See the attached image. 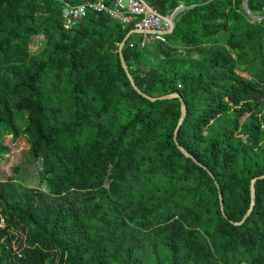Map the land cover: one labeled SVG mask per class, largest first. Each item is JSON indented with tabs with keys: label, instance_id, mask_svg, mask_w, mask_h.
<instances>
[{
	"label": "trees",
	"instance_id": "1",
	"mask_svg": "<svg viewBox=\"0 0 264 264\" xmlns=\"http://www.w3.org/2000/svg\"><path fill=\"white\" fill-rule=\"evenodd\" d=\"M145 1L188 7L159 54L123 49L143 93L185 101L176 139L181 100L122 66L133 26L66 30L59 0H0V161L3 132L24 134L40 183L0 176V264H264V0Z\"/></svg>",
	"mask_w": 264,
	"mask_h": 264
},
{
	"label": "built area",
	"instance_id": "2",
	"mask_svg": "<svg viewBox=\"0 0 264 264\" xmlns=\"http://www.w3.org/2000/svg\"><path fill=\"white\" fill-rule=\"evenodd\" d=\"M59 1L62 2V16L66 30L74 28L90 12H104L125 26L131 25L135 31L143 32L144 40H147L149 31H156V34H152L153 40L167 42L163 31L169 30L170 24L149 10L141 0H112L110 4L106 0L79 4H72L66 0ZM142 45L144 46L145 42Z\"/></svg>",
	"mask_w": 264,
	"mask_h": 264
},
{
	"label": "rangeland",
	"instance_id": "3",
	"mask_svg": "<svg viewBox=\"0 0 264 264\" xmlns=\"http://www.w3.org/2000/svg\"><path fill=\"white\" fill-rule=\"evenodd\" d=\"M152 38L153 36H148V45L150 49L153 47V45L150 44L152 42ZM45 43L46 41L43 36H36L31 45V51L34 53L39 52L45 47ZM25 126L26 124L24 122H18V129L20 131L24 130ZM2 140L3 145L10 148V152L5 156L4 160L0 161L1 178L5 179L9 176H13L15 177L17 183L21 186L32 187L40 185L37 166L33 163H27L26 161L28 157L27 152L29 144L26 140L25 135L22 134L17 140H13L12 134L3 132ZM16 167H20L19 171H14V168Z\"/></svg>",
	"mask_w": 264,
	"mask_h": 264
},
{
	"label": "water",
	"instance_id": "4",
	"mask_svg": "<svg viewBox=\"0 0 264 264\" xmlns=\"http://www.w3.org/2000/svg\"><path fill=\"white\" fill-rule=\"evenodd\" d=\"M144 5L149 9L151 10L153 13H155L156 15L160 16L163 20H165L166 22H168L170 24V29L167 30V31H163V34H172L175 30V27H176V24H175V18L176 16L183 10H185L186 8L188 7H184V6H181V7H178L170 16H163L161 15L160 13H158L156 10H154L145 0H141ZM211 1V0H210ZM208 1V2H210ZM190 7H194V6H190ZM244 7L246 8L247 12L253 16L247 6V2H245L244 4ZM149 33H152V34H155L156 32L154 31H149ZM131 35V32L129 34H127V36L122 40L120 46H119V53H120V58H121V63H122V66L124 68V70L126 71L127 75H128V78L130 79L131 83H132V86L142 95L148 97L149 99H151L152 101H155V100H164V99H175V98H179L181 100V111H182V115H181V118L179 120V123H178V127L175 131V139L177 138V132H178V129L179 127L182 125L183 121L185 120V117H186V109H187V106H186V103L185 101L183 100L182 96L178 93H171V94H167V95H163V96H160V97H149L147 96L145 93H143L139 87L136 85L135 83V80L129 70V66L127 65V62L123 56V49L126 45V42L127 40L129 39ZM178 148L181 150V152H183L187 157H192V155L181 145L178 144ZM258 178H264V175L258 177ZM258 178H254L251 182V205H250V208L249 210L247 211L246 215L244 216V218L242 219L241 222H233V224L235 225H241L243 222H245V220L251 215L252 211H253V208L255 206V199H256V187H255V184H256V181ZM221 199V209L222 211L224 212V206H223V199L222 197L220 198Z\"/></svg>",
	"mask_w": 264,
	"mask_h": 264
},
{
	"label": "crops",
	"instance_id": "5",
	"mask_svg": "<svg viewBox=\"0 0 264 264\" xmlns=\"http://www.w3.org/2000/svg\"><path fill=\"white\" fill-rule=\"evenodd\" d=\"M93 2V1H92ZM62 18H63V16H62ZM63 21H64V19H63ZM77 26V25H76ZM65 28V27H64ZM129 34V33H128ZM137 34V35H136ZM148 34V35H147ZM146 35H147V40H144L145 39V34L144 33H140V32H136L134 29H133V31H131V35H132V37H133V39H131L130 40V42H129V45L131 46V44H133V46L134 45H136V46H138V48H140V49H145V48H149V45H148V36L149 35H151V36H153L152 35V33H147ZM131 35H130V37H131ZM166 36L168 35V34H165ZM135 36V37H134ZM129 37V38H130ZM167 38V37H166ZM129 40V39H128ZM127 40V41H128ZM143 42H145V45L143 46L142 45V43ZM158 42H161V41H157V40H153V38H152V42L150 43V44H152L153 45V47L151 48V50H152V53H158L159 54V52H157L156 51V47H157V45L158 44H156V43H158ZM164 43V42H163ZM126 44H127V42H126ZM133 46H131V47H133Z\"/></svg>",
	"mask_w": 264,
	"mask_h": 264
}]
</instances>
